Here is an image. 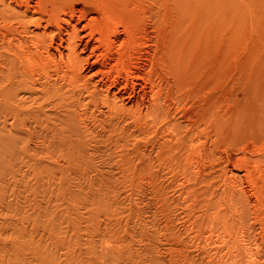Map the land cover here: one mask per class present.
Segmentation results:
<instances>
[{
    "label": "rangeland",
    "instance_id": "rangeland-1",
    "mask_svg": "<svg viewBox=\"0 0 264 264\" xmlns=\"http://www.w3.org/2000/svg\"><path fill=\"white\" fill-rule=\"evenodd\" d=\"M28 2L34 20L38 0ZM76 4L96 16L93 0ZM108 4L118 104L141 117L99 107L68 134L55 111L34 124L0 99V264H264V0ZM54 28L29 26L48 37ZM85 69L94 84L96 68ZM158 77L161 118L144 110Z\"/></svg>",
    "mask_w": 264,
    "mask_h": 264
},
{
    "label": "bare ground",
    "instance_id": "bare-ground-1",
    "mask_svg": "<svg viewBox=\"0 0 264 264\" xmlns=\"http://www.w3.org/2000/svg\"><path fill=\"white\" fill-rule=\"evenodd\" d=\"M28 1L29 0L22 2L21 0L20 4H16V8H18L19 10L21 6L25 7V11L21 13L15 9H12L11 5L6 4L4 0H0V20H2L4 23L7 22L9 24L8 27L5 30H3L4 33L2 32L3 34L0 35V62L2 61L0 65V99H2L1 102L4 103L6 107H9L10 105H14L16 108H18L21 111V113L17 115L16 119L22 116V118L34 121L33 123L36 124V120L40 118L39 116L41 113L44 115L43 117L44 122L48 123V117L45 116L47 115L46 112L55 111V112H51V114L58 113L56 115H53V117L55 118L54 120L58 123V125L60 124V126L62 127L66 126V129L68 130L71 127V125L75 124V122L80 121L82 122V124H85V122L87 121V117H86L87 112L91 109L97 110L99 107L101 108L104 107L107 109L106 110L107 113L105 114L107 115V118L108 116H110V117H116L117 120H123L124 117H130L134 121H137L138 119H140L141 112H138L136 110L125 109L122 105L118 104V102H121V100L118 101L119 98H117L118 97L117 95H120L121 97V92L119 89L120 87L119 80H122V79L118 75V71H116L117 70L116 68L114 69H116L115 70L117 72L116 75L118 76L114 75L115 79L111 78V75L113 72L112 65L109 64V61H111V59H109L110 57L109 58L106 57L107 55H105V52L108 51L107 49L110 47V45L113 42V41L111 42L110 40L109 35H111V33L109 34V30L110 29L113 30V26L115 24L112 23V21L115 20V17H114V11L111 9L112 6H108L109 5L108 0H93L94 4L92 6L93 8L92 15L94 16L96 15L95 16L96 18L95 17L91 18L89 21L87 20V16H86L88 12L86 5L82 4L83 6L80 7V9L76 8V6L78 5L76 4V2L78 0H50V1L44 2L45 4H48V5H45L43 7H39L41 0H38L37 2L38 10L33 13V15H37L38 18L34 20H27L26 15H27V12L29 11V8H34L31 5H29ZM96 1L98 2L95 3ZM67 16L69 18V21H67L68 19L67 20L64 19V17H67ZM36 21H41V22L48 24L51 27H55L54 32L52 31V36L48 37L46 32H43L40 35H37V34L33 35V32L29 30V26L34 24ZM59 22H62L64 26H60ZM82 22H84L85 25H83L82 29L79 30L78 26L81 25ZM91 22L96 23V25L100 24V31L98 33H97V30H92V25H90ZM14 24L16 26L15 28H14ZM45 27H48V26H45ZM126 30H125V33H127ZM81 31H83L85 34L84 33L81 34ZM115 33L116 32H114V35ZM123 35L125 37L126 34H123ZM129 38H130V35H129ZM137 40L138 39H136V41ZM89 45L91 46L88 51ZM134 46L136 47L135 44ZM130 47L132 50L133 46H129L128 49H130ZM138 48H140L139 44H138ZM87 52L89 53L86 54ZM83 55H86V56L83 57ZM133 55L135 54L133 53ZM131 56H128L127 58L130 57L131 58L130 60H132L134 57L132 58ZM124 59L126 61L129 60L126 58ZM121 61L123 62V60ZM131 62L133 63L134 61H131ZM121 66L123 65L121 64ZM85 68H91V69L96 68L95 69L96 72L94 71V74L92 75V77H96L98 80L96 79L97 81L94 84H90L89 81L84 80L82 73H83V70H86ZM124 69H122L123 72L125 71ZM126 72H127V69L125 73ZM130 74H129V78L132 77ZM123 79L125 78L123 77ZM149 83H152V82H148V84ZM161 85L162 84H161L160 78L158 77L157 81H155L154 86H153L154 87L153 91L155 92L152 95L153 97L152 98L150 97V99H153V100L148 102L147 106H144L145 116L156 115V117L161 118L162 115H161L160 104L163 102L161 101L163 99L161 97V90L163 88V87L161 88ZM98 87H99V90H98ZM111 89L113 90L116 89L117 92L113 94L111 98H109V92L111 93ZM185 102H187V100ZM133 104L135 105L134 107H136L138 110L141 105V102H136ZM186 104L187 103H185V105ZM176 106L180 108L182 107V105L181 106L176 105ZM168 108H169V104L167 106V109ZM185 108L187 107L185 106ZM174 109H175V106H174ZM183 110L186 111L184 108ZM188 117H190V115ZM167 130H168V127H167ZM68 134H70L69 130H68ZM176 135H179V134H176ZM173 137L176 140L175 134ZM177 140L179 139L177 138ZM218 148H220V146ZM6 150L10 151V149H6ZM195 154L193 153L194 157L196 156Z\"/></svg>",
    "mask_w": 264,
    "mask_h": 264
}]
</instances>
